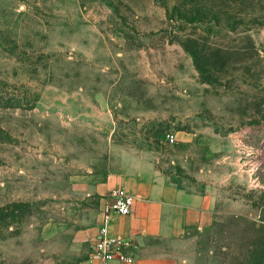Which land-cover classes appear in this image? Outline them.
<instances>
[{"label":"rangeland","instance_id":"obj_1","mask_svg":"<svg viewBox=\"0 0 264 264\" xmlns=\"http://www.w3.org/2000/svg\"><path fill=\"white\" fill-rule=\"evenodd\" d=\"M135 153L213 198L188 264H264V0H0V264L95 257Z\"/></svg>","mask_w":264,"mask_h":264},{"label":"crops","instance_id":"obj_2","mask_svg":"<svg viewBox=\"0 0 264 264\" xmlns=\"http://www.w3.org/2000/svg\"><path fill=\"white\" fill-rule=\"evenodd\" d=\"M108 168L92 187L102 212L97 226L87 235L93 238L104 228L108 238L128 241L129 250L128 260L115 255L105 264H188L180 253L184 234L188 229H204L211 223L213 198L167 182L141 154L112 158ZM115 190L134 197L132 211L125 216L110 212L104 222V210ZM153 243L165 246L154 248ZM81 264L102 262L92 257Z\"/></svg>","mask_w":264,"mask_h":264},{"label":"built area","instance_id":"obj_3","mask_svg":"<svg viewBox=\"0 0 264 264\" xmlns=\"http://www.w3.org/2000/svg\"><path fill=\"white\" fill-rule=\"evenodd\" d=\"M134 200V197L126 194L123 190L111 192L109 203L104 210V222H106L110 212H115L122 216L130 214ZM101 229L98 237L99 241L96 244L97 255H95V257L100 258L102 264H105L108 259L115 255H118L121 260H128L123 254V249L128 247V241L108 238L105 234V229Z\"/></svg>","mask_w":264,"mask_h":264}]
</instances>
